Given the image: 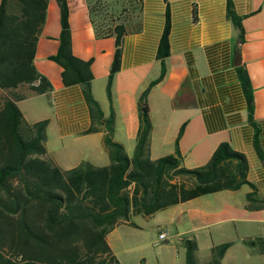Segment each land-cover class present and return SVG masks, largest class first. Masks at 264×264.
<instances>
[{
	"label": "crops",
	"instance_id": "obj_1",
	"mask_svg": "<svg viewBox=\"0 0 264 264\" xmlns=\"http://www.w3.org/2000/svg\"><path fill=\"white\" fill-rule=\"evenodd\" d=\"M66 1L72 51L78 58L91 60V93L98 106L92 107L86 100L81 84L65 86L62 67L49 59L58 48L61 26L58 3L48 0L33 64L52 89L42 94L28 88L21 91L25 88L22 86L14 89V93L23 96L16 104L28 122L48 120V158L62 170L84 161L107 166L110 158L104 144V119L111 108L113 139L123 145L128 156L132 155L139 126L138 98L160 73L157 48L168 13L170 53L165 58L166 74L148 93L153 125L151 159L175 152L177 134L185 124L178 142L185 167L204 165L219 143L227 141L246 156L248 180L257 187L258 196L264 198V0H230L242 18L241 43L238 30L227 15L228 0H137L134 11H128L130 0H102L121 14L115 23L125 25L120 69L112 83V104L106 82L115 37L96 36L87 0ZM236 53L251 82L253 119L259 129L263 159L254 147V127L248 121L246 99L234 64ZM41 97L44 102L35 100ZM92 127L94 130L89 132ZM246 186L197 196L148 217L156 219L158 234L167 232L166 240L169 236H178L181 243L186 238L194 239L196 260L202 250L208 252L210 259L213 246L231 242L219 264H264V260L260 261L264 258L260 251L264 249V208H246V194L251 190ZM130 221L134 222L132 216ZM134 223L133 227H141ZM120 225L107 234L106 240L119 262L125 264L126 255H120L110 239L120 240V235L115 234ZM185 251L183 248L182 254L174 257L163 254L157 264H185Z\"/></svg>",
	"mask_w": 264,
	"mask_h": 264
},
{
	"label": "trees",
	"instance_id": "obj_2",
	"mask_svg": "<svg viewBox=\"0 0 264 264\" xmlns=\"http://www.w3.org/2000/svg\"><path fill=\"white\" fill-rule=\"evenodd\" d=\"M60 10L58 48L49 56L62 67L65 86L81 84L86 100L98 104L91 93V60H83L72 51V37L66 0H56ZM90 19L97 37L114 35L115 52L106 82L112 104V83L120 69L123 23H106L101 16L107 3L87 0ZM129 1V0H128ZM48 0H1L0 2V93L27 85L36 93L49 92L52 85L33 64L35 46L44 25ZM227 15L243 42L242 18L230 0ZM170 20L165 24L157 48L159 75L141 92L137 102L139 126L131 156L113 139L114 110L104 119V144L110 163L94 166L84 161L62 170L47 156L48 120L28 122L16 101L23 96L13 93L0 98V264H121L112 252L107 234L131 216H151L169 206L197 196L221 190H237L248 185L247 209L264 208L255 184L248 180L246 156L230 143H219L210 159L201 166L182 164L179 139L175 152L157 159L150 157L152 121L148 93L166 74L165 58L169 48ZM247 104L248 121L254 127V147L263 159L258 126L253 119L254 102L251 82L243 65L236 67ZM94 127L88 131L91 132ZM185 264H198L197 244L184 239ZM231 242L211 248V258L203 264H219ZM260 251L264 253V249Z\"/></svg>",
	"mask_w": 264,
	"mask_h": 264
},
{
	"label": "rangeland",
	"instance_id": "obj_3",
	"mask_svg": "<svg viewBox=\"0 0 264 264\" xmlns=\"http://www.w3.org/2000/svg\"><path fill=\"white\" fill-rule=\"evenodd\" d=\"M137 4V0H130L127 5L128 11L136 10ZM118 14V10L114 6L107 5V9H104L101 16L104 18L106 23L113 24L119 19L118 16L121 15ZM126 14L128 13H124V15ZM22 87L25 88H21V91L27 90L28 88L27 85H22ZM12 92L14 93V90L9 92L3 91L0 93V98L3 95H11ZM35 100H43L44 102L42 97L41 99ZM244 186L247 188L246 185ZM132 220L138 223L141 227L120 225L115 232V234L120 235V240L115 242L112 241V237L110 238L114 248L120 251V255H123V257L126 255V259L124 260L125 264H157L163 254L170 255L171 257L180 253L182 254L185 246L184 243H181L178 239V236H169L167 242H165L166 238L159 241V228L155 225L156 219H153L152 217L134 215V217L132 216ZM178 257V260H180V255H178ZM208 259V252L202 250L199 252L196 261L198 264H203ZM263 260L264 258L261 257L260 261ZM251 264H260V262L253 261Z\"/></svg>",
	"mask_w": 264,
	"mask_h": 264
},
{
	"label": "water",
	"instance_id": "obj_4",
	"mask_svg": "<svg viewBox=\"0 0 264 264\" xmlns=\"http://www.w3.org/2000/svg\"><path fill=\"white\" fill-rule=\"evenodd\" d=\"M234 64L236 66L240 65L241 64V59H240V55L239 53H236L235 57H234ZM165 242H167V240H165Z\"/></svg>",
	"mask_w": 264,
	"mask_h": 264
},
{
	"label": "built area",
	"instance_id": "obj_5",
	"mask_svg": "<svg viewBox=\"0 0 264 264\" xmlns=\"http://www.w3.org/2000/svg\"><path fill=\"white\" fill-rule=\"evenodd\" d=\"M166 236H167V232H166V231H161V232L158 234V239H159V241L165 239Z\"/></svg>",
	"mask_w": 264,
	"mask_h": 264
}]
</instances>
